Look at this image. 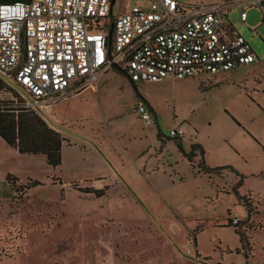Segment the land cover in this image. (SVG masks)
<instances>
[{
    "label": "rangeland",
    "instance_id": "rangeland-1",
    "mask_svg": "<svg viewBox=\"0 0 264 264\" xmlns=\"http://www.w3.org/2000/svg\"><path fill=\"white\" fill-rule=\"evenodd\" d=\"M131 3L115 0L112 15ZM227 20L250 44L255 62L216 76L138 84L109 70L97 92L35 111L65 139L59 166H48L41 154H19L0 138V264L264 258V22L255 8L246 25L236 8ZM21 94L7 85L0 102L29 100ZM139 102L148 124L134 112ZM177 128L184 130L182 150L199 144L203 155L196 152L191 162L183 156L169 136ZM231 217L240 220L243 250Z\"/></svg>",
    "mask_w": 264,
    "mask_h": 264
},
{
    "label": "built area",
    "instance_id": "built-area-1",
    "mask_svg": "<svg viewBox=\"0 0 264 264\" xmlns=\"http://www.w3.org/2000/svg\"><path fill=\"white\" fill-rule=\"evenodd\" d=\"M114 1L0 3V78L28 97L24 107L43 110L97 89L100 75L109 70L138 84L221 75L257 60L227 13L238 9L240 23L246 25L248 10L255 8L264 20V0L210 5L132 0L126 11L112 15ZM134 112L150 122L144 104L137 103ZM183 135L182 128L169 130L172 138ZM239 221L231 217L229 224Z\"/></svg>",
    "mask_w": 264,
    "mask_h": 264
},
{
    "label": "trees",
    "instance_id": "trees-1",
    "mask_svg": "<svg viewBox=\"0 0 264 264\" xmlns=\"http://www.w3.org/2000/svg\"><path fill=\"white\" fill-rule=\"evenodd\" d=\"M27 1V0H0L3 2ZM261 22H264L262 19ZM7 84L0 78V90L6 88ZM12 101L0 102V138L8 145L16 147L19 154H41L48 166L57 167L61 163V149L65 142L64 137L35 111L23 106H11ZM176 146L189 162L196 152L203 155L204 151L199 144H192L190 152L186 153L181 148L180 138H174ZM16 181H18L15 178ZM37 183L34 182L33 185ZM27 188V187H26ZM98 197L103 195L102 191H93ZM248 214V211H247ZM240 237L241 248L244 249V236L233 227ZM247 259L248 256L244 254ZM243 264H247L246 262Z\"/></svg>",
    "mask_w": 264,
    "mask_h": 264
},
{
    "label": "crops",
    "instance_id": "crops-1",
    "mask_svg": "<svg viewBox=\"0 0 264 264\" xmlns=\"http://www.w3.org/2000/svg\"><path fill=\"white\" fill-rule=\"evenodd\" d=\"M129 8V6L124 10V11H126L127 9ZM123 11V12H124ZM86 90H88V89H85V90H83V91H81L80 93H83V92H85ZM89 90H93V89H89ZM94 92L96 91H98L97 89H94L93 90ZM63 106H66V105H61V103H60V106H59V108H62ZM48 108V107H47ZM47 108H44V109H47ZM65 110V109H64ZM63 110V111H64ZM63 113V112H62ZM183 137H184V135L180 138V142L182 141V139H183ZM242 249V248H241ZM247 263V264H264V258H257L256 256H254V257H252V256H248V258L246 259H244V261L243 262H241L240 264H243V263Z\"/></svg>",
    "mask_w": 264,
    "mask_h": 264
}]
</instances>
